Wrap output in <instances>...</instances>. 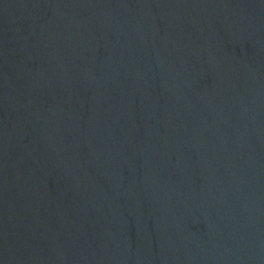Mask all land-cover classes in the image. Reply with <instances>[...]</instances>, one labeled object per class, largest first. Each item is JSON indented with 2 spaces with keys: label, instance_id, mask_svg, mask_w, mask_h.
I'll list each match as a JSON object with an SVG mask.
<instances>
[{
  "label": "water",
  "instance_id": "water-1",
  "mask_svg": "<svg viewBox=\"0 0 264 264\" xmlns=\"http://www.w3.org/2000/svg\"><path fill=\"white\" fill-rule=\"evenodd\" d=\"M0 264H264V0H0Z\"/></svg>",
  "mask_w": 264,
  "mask_h": 264
}]
</instances>
